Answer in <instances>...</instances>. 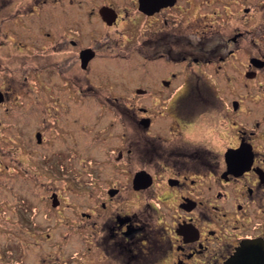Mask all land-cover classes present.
<instances>
[{
	"label": "flooded vegetation",
	"instance_id": "flooded-vegetation-1",
	"mask_svg": "<svg viewBox=\"0 0 264 264\" xmlns=\"http://www.w3.org/2000/svg\"><path fill=\"white\" fill-rule=\"evenodd\" d=\"M1 163L10 264H264V0H0Z\"/></svg>",
	"mask_w": 264,
	"mask_h": 264
},
{
	"label": "rangeland",
	"instance_id": "rangeland-1",
	"mask_svg": "<svg viewBox=\"0 0 264 264\" xmlns=\"http://www.w3.org/2000/svg\"><path fill=\"white\" fill-rule=\"evenodd\" d=\"M6 26V24L4 25V27ZM4 29V28H3ZM5 30H7L5 28ZM134 64L136 63V61L133 62ZM133 81V82H132ZM131 83H135L134 80H132ZM102 110H105L103 108H100L99 104L96 103L95 104V111H96V114L99 112V111H102ZM85 152H80L79 155H78V158H77V161L79 163H74L70 169H73V173L74 174H77L81 177V183L82 186H86V183H83L82 180L84 179L83 177H85L86 179V175H87V167L85 165H83V161L81 159H85ZM60 156H63L64 157V154H61V155H58L57 157H60ZM81 162V164H80ZM78 164V165H77ZM8 168L4 167L3 163L0 164V201H1V206L3 205H7L8 201H9V198L11 197V194L9 193V189L7 187V185L10 183L8 178ZM18 184V179L16 181ZM34 183L31 182V188L28 189H20L22 190L23 192H26L25 190H31V192H29L31 195H32V198H39L41 195H43V190H40V192L36 191L39 190L40 187L39 186V183H37V187L35 189V187H33ZM60 185V192H61V195L63 196V215H64V221H66V219H68L69 217L67 215H70L72 212H73V208H71L73 206V202L74 200L76 199H82V200H85V198L87 197V189H83L81 188L82 190H78L73 188L75 183L74 182H68V181H63L61 183H59ZM41 189V188H40ZM41 194V195H40ZM42 198V197H41ZM68 204V205H67ZM83 208H85L86 206H82ZM8 208V207H7ZM37 220V219H36ZM39 222H42V215H41V212L38 213V220ZM51 232V231H50ZM49 232V234H50ZM17 239L20 240L21 243L25 244L26 246L28 245L30 249L29 251V254L28 252L25 253L24 255L22 254V257L25 259V261L27 262L29 260V263L30 264H36V260H41V256L43 258V253L45 252L46 254V257L47 259L52 255V256H55L54 254V247L50 245V242L44 244V245H38V246H34L32 244L34 239L37 238L34 234L33 236L29 235V236H26L24 237L25 235H27L28 233L26 232H20L18 231L17 233ZM63 255L64 257L67 256L68 253H70V249H71V246H67L69 244V242L71 243L70 240H73V237H72V233L67 231L66 229L63 231ZM51 235H52V232H51ZM35 236V237H34ZM9 231H0V243L2 242H5V239L6 238H9ZM53 239L55 238V236L52 237ZM52 239V240H53ZM31 244V245H30ZM40 256V257H39ZM35 257V258H33ZM0 264H10V261L2 256L0 258Z\"/></svg>",
	"mask_w": 264,
	"mask_h": 264
},
{
	"label": "water",
	"instance_id": "water-1",
	"mask_svg": "<svg viewBox=\"0 0 264 264\" xmlns=\"http://www.w3.org/2000/svg\"><path fill=\"white\" fill-rule=\"evenodd\" d=\"M258 263V262H257ZM227 264H233V263H227Z\"/></svg>",
	"mask_w": 264,
	"mask_h": 264
}]
</instances>
